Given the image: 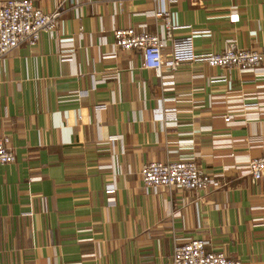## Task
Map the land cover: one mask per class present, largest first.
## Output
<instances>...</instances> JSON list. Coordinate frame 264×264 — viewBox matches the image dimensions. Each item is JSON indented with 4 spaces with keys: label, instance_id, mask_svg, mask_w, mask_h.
Segmentation results:
<instances>
[{
    "label": "crops",
    "instance_id": "0c3cea01",
    "mask_svg": "<svg viewBox=\"0 0 264 264\" xmlns=\"http://www.w3.org/2000/svg\"><path fill=\"white\" fill-rule=\"evenodd\" d=\"M32 1L52 12L60 0ZM64 6L54 36L0 61V139L16 156L0 165V264H173L176 240L194 238L264 264V180L248 169L264 151V74L203 59L230 41L264 55V0ZM156 11L175 27L161 77L113 36L158 32ZM161 104L176 124L155 117ZM186 158L220 186L144 188V165Z\"/></svg>",
    "mask_w": 264,
    "mask_h": 264
},
{
    "label": "built area",
    "instance_id": "2783aa9c",
    "mask_svg": "<svg viewBox=\"0 0 264 264\" xmlns=\"http://www.w3.org/2000/svg\"><path fill=\"white\" fill-rule=\"evenodd\" d=\"M167 1L171 3L177 0ZM66 2L70 4L71 9L79 10L80 0H60L52 12H46L37 7L32 0L3 1L0 4V61H5L9 54L21 45L37 46L44 34L54 36L60 19L66 12L64 6ZM154 16L164 21L158 32L147 31L146 25H142L140 31L132 27L114 28V47L122 51H139L142 56V66L153 70L158 77H161L163 50L172 39L175 27L171 24L168 11H156ZM64 57L74 60L72 53H65ZM203 59L210 67L264 74L262 69L264 55L257 51L240 48L234 41H230L223 51L207 54ZM178 65L179 62L175 61L172 66L176 68ZM176 113L175 108H165L161 104L155 111V117L161 121L176 124L178 122ZM230 119L231 116H225L226 122ZM115 141H122V137L113 136L108 139V142ZM7 144V139H0V165L11 164L16 160L15 154ZM248 169L254 181L264 180V151L259 157L249 161ZM141 177L144 188L154 192L161 188H179L190 194L220 186L218 181L205 173L192 158L150 162L142 167ZM206 247L207 242L202 239L176 240L172 263L243 264L238 259L228 258L222 251L207 250Z\"/></svg>",
    "mask_w": 264,
    "mask_h": 264
}]
</instances>
